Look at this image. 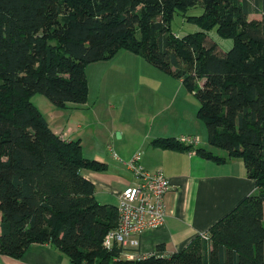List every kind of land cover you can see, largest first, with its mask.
<instances>
[{
  "label": "trees",
  "instance_id": "16d2710c",
  "mask_svg": "<svg viewBox=\"0 0 264 264\" xmlns=\"http://www.w3.org/2000/svg\"><path fill=\"white\" fill-rule=\"evenodd\" d=\"M201 30L169 34L179 10ZM260 13L261 18H250ZM216 29L233 46L219 53ZM121 50L182 81L199 100L198 117L220 156L173 136L153 147L192 151L222 163L241 159L256 192L200 236L165 256L121 257L103 247L118 224L117 206L100 203L83 169L108 164L83 156L31 101L55 106L88 100L86 66ZM51 244L71 264H264V0H0V254L21 258L32 244Z\"/></svg>",
  "mask_w": 264,
  "mask_h": 264
},
{
  "label": "crops",
  "instance_id": "0c3cea01",
  "mask_svg": "<svg viewBox=\"0 0 264 264\" xmlns=\"http://www.w3.org/2000/svg\"><path fill=\"white\" fill-rule=\"evenodd\" d=\"M101 62L103 61L98 62L99 66L103 64ZM131 62L135 67L146 66L147 70L137 71ZM122 63H126L130 69H126L128 72L124 73V77H128V83H135L134 88L123 83L121 98L113 103L106 100L105 105L90 103L88 99L82 105L68 103L66 109L53 108L47 121L63 138L80 139L84 157L108 164L105 171L82 170L84 176L95 184V197L100 203L117 206L121 193L136 182L134 174L127 167L136 151L142 152L141 164L145 170L163 171L172 180L173 188L165 198L164 223L158 228L142 233L139 237V247L130 250L134 255L132 259L156 253L159 247H163L159 253L170 256L186 248L202 232L232 211L245 197L254 194L256 184L255 180L248 176L241 159L231 158L217 163L202 157L194 150L178 151L153 147L151 141L157 136L161 137L160 135H174L173 137L177 138L194 136L200 139L198 146L201 145L199 135L183 132L190 121H194L190 113L174 109L166 113L159 124L154 125L149 123V117L143 112L150 108L152 100L159 103L164 98L173 99V93L181 90L183 83L155 66L156 69H152L150 63L138 57L129 56ZM101 76V80L104 79V75ZM125 110L135 113L138 118L117 119V112L124 114ZM102 112L109 120L99 122L110 126L104 138L98 136L99 128L91 122V119L100 118ZM159 113H162V109H158ZM140 127L145 129L144 133H138ZM117 133L118 138L115 136ZM204 145L203 147L213 151L207 140ZM111 146L117 149L114 154L111 153ZM0 264L71 262L57 247L44 243L32 244L21 258L0 254Z\"/></svg>",
  "mask_w": 264,
  "mask_h": 264
},
{
  "label": "rangeland",
  "instance_id": "374dc122",
  "mask_svg": "<svg viewBox=\"0 0 264 264\" xmlns=\"http://www.w3.org/2000/svg\"><path fill=\"white\" fill-rule=\"evenodd\" d=\"M202 12H203V8L201 6L190 7L187 10H180V11L178 10L174 14L170 22L169 34L175 37H182L188 33L201 30L200 26L197 25L196 23L191 22L189 18L193 15L195 16L199 15ZM261 17L262 15L260 13H253L250 15V18H261ZM208 39L211 40L213 43H217L219 53L226 52L233 46V40L231 38H224L220 36L216 31V29L210 30L208 32ZM129 56L138 57V59H142V61H146L139 54H135V53L133 54V52L127 50H121L117 55L112 57L116 60L114 59L112 61L110 59L104 60L103 62H101L103 63L100 64L101 66H99L98 61L92 62L86 66V74H87L88 86H89L88 99L90 103L97 102L99 104L103 103L105 105L106 100H109L110 102L113 103L114 100H118L119 97L121 98L120 91H122V88L124 86L123 83L127 84V86L130 88H134L136 86L135 83L133 84L128 83L126 81L128 77L127 78L124 77L126 76L124 73L128 72L127 70L130 69H128V65L126 63H122V62L125 59H128ZM130 64H132L134 68H137V71L144 69L147 70L146 66L140 67L139 65H137V67H135V65L132 62ZM150 67L152 69H156L154 68V66L150 65ZM101 75H104V79L102 78V80L100 78L102 77ZM172 98L173 99L164 98L162 102L160 100L159 103L150 100L151 101L150 108L148 110L143 111L144 114H146L147 118L149 117L148 118L149 123H153L154 125L159 124L162 121L163 116L166 113L172 112L174 109H177V111L190 113L194 121H190L189 125H187V128H185L183 132L184 134H190L189 132H193L192 134L199 135L202 140L200 146H205L204 145L205 141L207 140L208 142L207 139L208 129L205 123L198 117L197 114L198 108L200 106L199 100L184 85L182 86L181 90H176L173 93ZM31 101L41 110V112L46 117V119L50 118L51 109L53 108L59 110L63 109L61 107L55 106V104H53L45 95L40 93L33 95ZM64 109H66V107H64ZM158 109H162V113L158 114ZM122 117L133 120L138 118L135 113L130 112L129 110H125L124 114L120 113V111L117 112L116 118L120 120V118ZM107 119L109 120V117L105 115L103 112H102V116L97 120L91 119L92 124L99 128V131L97 132L99 137L104 138L105 135H107L108 133L107 131L109 130L110 126L107 125L106 123L102 125L99 122ZM139 132L144 133L145 129H143V127H140L138 129V133ZM115 136L118 138L119 137L118 133L115 134ZM160 136H167V135H160ZM111 148H112L111 149L112 154L117 152L116 148H114L113 146H111ZM211 148H213L215 154L221 156L227 155V151L224 149L217 148L215 146H211Z\"/></svg>",
  "mask_w": 264,
  "mask_h": 264
},
{
  "label": "built area",
  "instance_id": "2783aa9c",
  "mask_svg": "<svg viewBox=\"0 0 264 264\" xmlns=\"http://www.w3.org/2000/svg\"><path fill=\"white\" fill-rule=\"evenodd\" d=\"M180 140L194 146L199 143L198 137L194 136H183ZM141 160L142 152L136 151L127 163L136 182L121 193L117 205L118 224L107 232L102 244L108 250L114 247L121 248V257L123 255L128 259L134 256L130 250L139 247L141 234L164 223L165 198L173 188L172 180L163 171H147L143 168ZM200 236L205 241H210L208 230L202 232Z\"/></svg>",
  "mask_w": 264,
  "mask_h": 264
},
{
  "label": "water",
  "instance_id": "95a60500",
  "mask_svg": "<svg viewBox=\"0 0 264 264\" xmlns=\"http://www.w3.org/2000/svg\"><path fill=\"white\" fill-rule=\"evenodd\" d=\"M118 136H119V134H118Z\"/></svg>",
  "mask_w": 264,
  "mask_h": 264
}]
</instances>
